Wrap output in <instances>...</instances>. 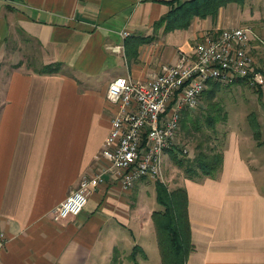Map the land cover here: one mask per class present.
<instances>
[{
  "label": "crops",
  "instance_id": "1",
  "mask_svg": "<svg viewBox=\"0 0 264 264\" xmlns=\"http://www.w3.org/2000/svg\"><path fill=\"white\" fill-rule=\"evenodd\" d=\"M250 1L165 29L155 22L168 0H0V264H163L152 179L124 190L107 174L78 215L56 221L50 212L104 163L100 151L116 111L105 94L116 76L154 77L180 52L191 55L204 34L244 25L253 30L251 52L264 74V0ZM54 63L57 71H41ZM259 87L250 88L254 122L234 123L237 129L226 123L215 176L182 178L192 244L185 264H264ZM146 241L156 246L152 254Z\"/></svg>",
  "mask_w": 264,
  "mask_h": 264
},
{
  "label": "built area",
  "instance_id": "2",
  "mask_svg": "<svg viewBox=\"0 0 264 264\" xmlns=\"http://www.w3.org/2000/svg\"><path fill=\"white\" fill-rule=\"evenodd\" d=\"M252 33L245 25L215 30L195 41L191 55L180 52L174 64H162L154 77L112 79L105 97L116 111L100 151L104 163L80 178L52 208V218L60 221L78 215L107 174L115 176L124 190L141 178L161 179L163 153L175 145L184 113L198 107L210 81L230 84L245 78L251 84H264L251 52ZM4 244L0 233V248Z\"/></svg>",
  "mask_w": 264,
  "mask_h": 264
},
{
  "label": "trees",
  "instance_id": "3",
  "mask_svg": "<svg viewBox=\"0 0 264 264\" xmlns=\"http://www.w3.org/2000/svg\"><path fill=\"white\" fill-rule=\"evenodd\" d=\"M232 1L240 4L244 3V0H168L171 7L164 16L155 22V26L165 23V29L186 27L194 16L205 17L209 14L214 16L220 6ZM59 67V63L47 64L42 66L41 71L53 72L57 71ZM236 80L244 81L247 79L238 78ZM221 84L218 81H211L210 88L205 89L202 94H205L206 99L211 100ZM255 86L260 91L259 85L255 84ZM210 105L208 103L203 112L207 127L215 130L217 119L222 122L226 120V112L223 111L221 113L222 108H219L217 115L205 113L209 111ZM181 121L183 127H188L187 123L190 122L191 125L195 126L196 130L201 128L189 116V111L184 113ZM255 134L257 135L258 133L255 132ZM203 140L207 142L205 146L202 145L201 141ZM203 140L196 146L195 150L197 152L192 158L176 156L175 152L178 150V147L175 145L168 148L173 153L175 163L182 168L184 175L187 177L201 178L202 176H215L221 165L222 151L217 149L216 145H209V138ZM154 186L156 199L162 206L161 209L152 212L161 261L163 264H185L192 248L186 212V191L181 186L170 191L160 179L154 180ZM138 248L139 246L135 245L129 255L133 261H135V254Z\"/></svg>",
  "mask_w": 264,
  "mask_h": 264
},
{
  "label": "rangeland",
  "instance_id": "4",
  "mask_svg": "<svg viewBox=\"0 0 264 264\" xmlns=\"http://www.w3.org/2000/svg\"><path fill=\"white\" fill-rule=\"evenodd\" d=\"M254 1L255 0H251L250 2ZM30 55L35 58V55H37L36 47L33 46L31 48ZM210 82L206 89L210 88ZM250 88H256V86L247 80H245V82L236 80L230 84H221L211 100L206 99L205 94H202L199 106L189 111V116L193 121H196L197 125H200L201 128L196 130L195 126L191 125L190 122L187 123L188 127H183L182 124L180 125V130L178 131L175 143L178 150H176L175 155L178 157L192 158L197 152L195 150L196 146L201 140L206 138H209V145H216L217 149L221 150L224 140L231 129L227 124H230L232 125V128L237 129L236 126H234V123L237 125V122L241 121L245 123L254 122L252 111L256 107L257 100L255 94L251 93L253 91H251ZM208 103L211 105L208 108L209 111L205 113L217 115V110H219V108H222L221 113H223V111L226 112V120L222 122L217 119L215 130L208 128L205 120V114L203 111ZM201 142L203 146L207 144L204 140ZM170 151L171 150L167 149L163 153L162 177L160 180L163 181L171 191L180 187L184 172L182 168L175 163L173 153ZM151 188L152 191H154L153 185H151ZM144 196L145 200H148L151 196V190L147 188ZM153 200L154 202H157L155 197ZM159 208L161 209L162 206ZM150 243V241H146V250L152 254L155 245L153 244V246Z\"/></svg>",
  "mask_w": 264,
  "mask_h": 264
}]
</instances>
